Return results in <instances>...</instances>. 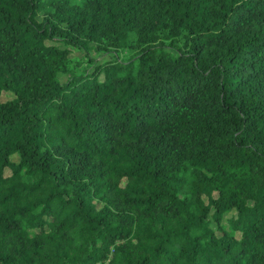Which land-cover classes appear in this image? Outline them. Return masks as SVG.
<instances>
[{"label":"trees","instance_id":"1","mask_svg":"<svg viewBox=\"0 0 264 264\" xmlns=\"http://www.w3.org/2000/svg\"><path fill=\"white\" fill-rule=\"evenodd\" d=\"M4 91L0 264H264V0H0Z\"/></svg>","mask_w":264,"mask_h":264},{"label":"rangeland","instance_id":"2","mask_svg":"<svg viewBox=\"0 0 264 264\" xmlns=\"http://www.w3.org/2000/svg\"><path fill=\"white\" fill-rule=\"evenodd\" d=\"M95 53V52H94ZM74 55H76V56H81V53L79 52V51H75V53H74ZM96 55V54H95ZM109 59V57L107 56V55H102L101 57H100V61H106V60H108ZM59 78L61 79V80H64L65 79V76L64 75H62V74H59ZM13 97V95L10 93V92H2L1 93V95H0V99H1V101H6V100H8V99H11ZM13 160H15L17 157L15 156V155H12V157H11Z\"/></svg>","mask_w":264,"mask_h":264}]
</instances>
